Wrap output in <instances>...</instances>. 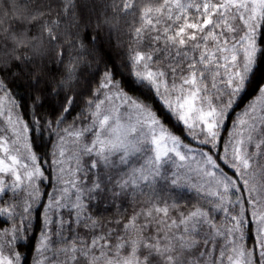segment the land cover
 I'll return each instance as SVG.
<instances>
[{
  "label": "snow or ice",
  "instance_id": "6c2138e0",
  "mask_svg": "<svg viewBox=\"0 0 264 264\" xmlns=\"http://www.w3.org/2000/svg\"><path fill=\"white\" fill-rule=\"evenodd\" d=\"M0 224V264H264V0H0Z\"/></svg>",
  "mask_w": 264,
  "mask_h": 264
},
{
  "label": "trees",
  "instance_id": "16d2710c",
  "mask_svg": "<svg viewBox=\"0 0 264 264\" xmlns=\"http://www.w3.org/2000/svg\"><path fill=\"white\" fill-rule=\"evenodd\" d=\"M116 36H117V34H114V35H113L111 46H109V44L107 43V41H105V43L101 46L102 49H103V51L106 52L108 56H112L113 59H116V57H115V53H114V49H115V46H116V43H117ZM258 79H259V77H258ZM18 83H19V87L16 88L18 94L26 95V91H27V89H26V87H25V83H26V82H25L23 79H21ZM14 87H15V86H14ZM254 94H255V87H253L252 89H249V93H248V95L244 98V99H245V102H246V100H247L248 98H250L251 95H254ZM233 114H234V113H233ZM164 118H165V120H166V122H167V120H168V116H167L166 113H164ZM173 123H174V122H173ZM228 123L230 124V123H231V120H229ZM181 127H182V126H179V125L176 126V128H177V133H178V134H179V132H180V130H181ZM49 187H50V186H49ZM111 211L114 212V211H115V208H113ZM110 214H111V213H105V215H110ZM3 226H4L3 224H0V227H3ZM37 231H39L38 227H37ZM20 250H21V251H24L23 248L20 249ZM28 259H29V264H31V251L28 252Z\"/></svg>",
  "mask_w": 264,
  "mask_h": 264
}]
</instances>
